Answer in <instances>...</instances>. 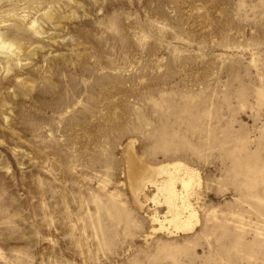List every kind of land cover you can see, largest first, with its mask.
<instances>
[{"label":"rangeland","instance_id":"obj_1","mask_svg":"<svg viewBox=\"0 0 264 264\" xmlns=\"http://www.w3.org/2000/svg\"><path fill=\"white\" fill-rule=\"evenodd\" d=\"M0 39V264H264V0H0Z\"/></svg>","mask_w":264,"mask_h":264},{"label":"bare ground","instance_id":"obj_2","mask_svg":"<svg viewBox=\"0 0 264 264\" xmlns=\"http://www.w3.org/2000/svg\"><path fill=\"white\" fill-rule=\"evenodd\" d=\"M5 43L0 39V45H4ZM2 52V51H0ZM133 163L135 165L136 160L133 159ZM140 164V163H138ZM137 164V165H138ZM140 166V165H139ZM180 164H175L173 168L168 166L160 167L159 173L167 174L160 184V189L163 192H166L165 200L169 204V212L172 213V222L178 226V228H190L192 227L191 223L196 215L194 210L191 209V204L189 202V190H191V186L195 178V172L189 169H182L180 168ZM184 167V165H183ZM140 168V167H139ZM137 168V169H139ZM143 168L144 174L147 176L148 179L150 175H152L153 170L148 165H141V169ZM185 168V167H184ZM140 169V170H141ZM183 170V172H182ZM139 171V170H138ZM138 176L136 171H134ZM143 175V173H141ZM135 175V174H134ZM149 175V176H148ZM139 177V176H138ZM141 177V175H140ZM134 178H137L136 176ZM138 180V179H136ZM142 181V180H141ZM178 181L181 182L182 189L177 190L176 185ZM137 182V181H136ZM186 213V214H185ZM194 222V221H193Z\"/></svg>","mask_w":264,"mask_h":264}]
</instances>
